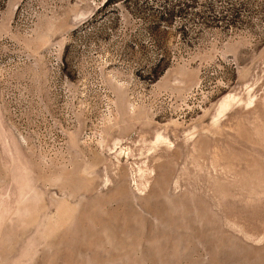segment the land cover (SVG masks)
<instances>
[{
	"label": "rangeland",
	"instance_id": "1",
	"mask_svg": "<svg viewBox=\"0 0 264 264\" xmlns=\"http://www.w3.org/2000/svg\"><path fill=\"white\" fill-rule=\"evenodd\" d=\"M0 264H264V0H0Z\"/></svg>",
	"mask_w": 264,
	"mask_h": 264
}]
</instances>
